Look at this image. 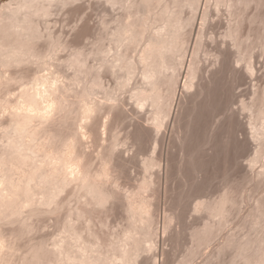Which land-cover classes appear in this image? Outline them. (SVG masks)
<instances>
[{"label":"bare ground","instance_id":"bare-ground-1","mask_svg":"<svg viewBox=\"0 0 264 264\" xmlns=\"http://www.w3.org/2000/svg\"><path fill=\"white\" fill-rule=\"evenodd\" d=\"M54 1L63 3L62 5L65 6L64 2L68 0H5L0 3L1 66L7 68L10 65L16 67L19 64V67H23V64L28 63L29 65L30 62L32 65L45 63L39 62L40 59L37 61L38 58L34 61L30 57L40 58L42 56L41 50L36 49L33 44L37 35L36 27L34 28L32 23L37 18L40 19L35 14H45V17L51 14L48 12V7L49 4L54 5ZM107 2L105 4L111 5L115 10L119 7L121 13L114 17L112 22L109 21L114 25L111 26L112 29H109L111 31L106 39L104 35V38L99 36L100 38L97 39L98 44L96 42L97 46L94 47L92 53L97 57L98 63L95 64L96 66L93 65L90 78L85 80L81 87L70 86L77 89L73 88V91H69L68 86H64L65 83L66 85L69 83L57 79L60 78L59 76L55 77L56 71H53L55 68L51 69L53 74H43L44 71L40 69L42 73L41 71L39 75L36 73L38 76L35 75L36 77L31 81L26 79L27 81H23L22 84L18 83L22 85V88L20 85L19 90L17 89L19 86H16L17 94H14L15 91L10 92L15 96L8 92L14 97V99H9L4 95L5 93L2 94V90H5L11 82L25 79L27 73L20 71L5 75L8 71H3V67V70L0 68V228L5 221L10 225L14 223L16 226L13 224L15 227L13 226V229L11 227V232L15 234L14 236L22 237L33 229L31 222H28L30 215H43V213L61 210V207L67 204L66 198L69 195L76 197L77 200L75 205H65L67 209L56 220L62 235L58 240H52V247L47 248L48 246L45 245L48 244L44 245V240L42 243L34 242L33 239V243L27 245L26 255H21L23 258L20 262L13 264H48L49 261H52L49 264H147L152 254H150L151 257H145L146 262L139 259V256L142 255V251L149 253L147 249L153 246L157 240L154 238L158 234L153 227L155 210L158 209L155 206L158 205L155 199L157 195L154 194L158 193L152 189V184L155 183V180L153 181L155 175L153 176L152 172L155 171H153L155 166L158 168L157 166L161 165L163 158L161 151L163 150L160 149L161 153L154 154L157 142H161L155 137L156 134L159 131L167 133L169 129V131H178L176 145L181 151L180 158H183L184 164L190 168L193 175L191 185L195 184L198 190L203 182L200 173L204 170L206 172L205 168L212 157L201 153L199 155L197 152L207 146L212 153L220 154L218 153L220 150H217L220 143L213 135L214 126L218 122L217 113L222 112L227 116L232 132H235L234 126L241 122L237 118L239 109L234 110L237 113L232 110L233 89H235L233 84H236V73L240 71L236 65L240 63L245 70L249 72L253 70L250 61L252 60L250 59L251 50L255 41L263 36L264 14L259 11V7L264 4V0H107ZM33 18L36 19L33 20ZM35 22L37 23L38 20ZM109 22L107 20V23ZM107 25L102 28H105L104 34L107 33V27H110V24ZM101 38L102 41H100ZM104 40L107 42L104 43ZM45 41L49 44L47 50H50L44 56L48 60L50 58L53 60L51 57L53 49L51 48L62 47L63 42L49 33L46 34ZM208 45L211 46L210 49L207 48ZM56 50H54L55 55ZM72 51L77 53L71 49V54H73ZM202 55L209 57H207L211 64L209 69L201 62ZM71 56L73 55L69 58ZM29 57L34 62L30 61ZM69 58L67 60L70 62H64L63 59L60 62L64 63H60L57 59L55 62L63 64V67L65 63L69 66L68 64L72 63L70 59L75 57ZM75 66L76 64L72 66L73 69ZM26 67H24L25 70ZM59 67L60 65L56 68L57 71L62 70ZM48 69L46 70L50 71ZM62 71L67 74L64 70ZM102 72L115 77L113 85L103 86L100 79L105 73L102 74ZM57 73L56 75H59ZM73 75L69 77L70 80L74 78ZM66 76L64 75L68 78V74ZM78 77L79 80L80 76ZM96 88H100L101 96L95 97L96 93L98 94ZM120 91L128 92L127 98L131 100L132 105L130 109L123 107V102L118 97ZM261 99L260 97L259 102L253 100L252 103H241L243 104L241 108L251 112L248 122L245 123L248 124L250 131L256 132V137H254H259V139L264 136V99ZM100 114H105L104 120L99 118L102 121L96 118ZM124 114L133 115V118L135 115V120L129 130L130 135L128 133L127 136L132 137L131 139L135 142L137 140V142H144V139L141 141L144 137H148L146 139L155 138V147L152 148L151 155L149 154L150 156L143 158L142 161L144 172L152 169L151 174L141 175L142 177L138 178L137 182L135 181L136 184L130 189L127 186L128 189L122 192L124 188L122 191L117 190L121 186L117 187L115 179L117 176L114 177L116 174L113 176L110 170L115 167L119 171L122 170L126 160L124 156L125 160L115 152L117 144H120L116 126ZM198 132L203 135H198ZM254 133L251 134L254 135ZM108 134L109 141L105 142ZM259 134L263 136L260 137ZM83 137H90L96 147L100 148L96 165H94L92 154L81 149L83 148L81 146ZM165 140H163L164 143ZM248 143H250L249 139ZM158 147H160L159 144ZM186 170L189 172V169ZM64 191L69 194L65 198L61 195ZM119 196L122 197L121 208L125 214L123 216L126 218V224L125 226L123 224L124 227L116 233L115 230L114 233L109 231L111 235L113 233L111 236L102 228H106L107 224L106 216L102 214L114 210V202L116 200L118 203L121 202L118 199ZM232 199V193L224 191L218 197L208 201H197L192 207L193 210H204L208 214L206 216L214 217L213 219L209 217L211 220H215L216 217L218 226H220L222 220H225L224 216H226L225 213ZM154 200L156 202H153ZM232 204L234 203L230 205ZM100 209H103V212ZM23 212L27 215L31 214L26 218ZM251 215L258 224H261L260 220H264L261 218L264 216V201L256 206ZM30 218L32 219V216ZM210 219L207 217L208 221L202 220L207 222H201L202 227L199 225L194 232L192 231L194 234L191 235L194 239L192 236L191 238L195 244L189 250L190 256L199 249V246L201 249V244L208 240L209 235L211 236L212 233L210 234L209 231L214 227H211L214 223L209 227ZM255 221L254 224H257ZM169 224L171 222L168 226ZM168 226L163 223V230H166ZM206 232L209 234L207 235ZM5 235L0 229V264H11L9 257L11 260V255L14 256L16 253L15 251L14 254L9 252L12 250L13 242L7 241ZM262 243L264 244L263 231L257 237L251 238L250 236L245 241L226 238L220 245L213 247L207 258L204 255V261L200 263L208 264L211 258L220 259L229 247L234 246L235 252L230 262H235L239 258L242 264H257L256 257L263 246ZM43 254L51 256V260L48 259L46 263L41 262L40 258ZM52 257H54V262ZM152 259L154 256L149 263Z\"/></svg>","mask_w":264,"mask_h":264},{"label":"rangeland","instance_id":"rangeland-1","mask_svg":"<svg viewBox=\"0 0 264 264\" xmlns=\"http://www.w3.org/2000/svg\"><path fill=\"white\" fill-rule=\"evenodd\" d=\"M2 1L4 2L5 0H1L0 3H3ZM68 1H67L68 3L64 2L66 4V5L64 4L65 6L62 5L63 3L60 4L57 1H56L57 3L54 1L53 2L54 5H52V4H49L50 6L48 5L49 7L52 6L51 8L48 7L49 10L51 9L50 11L48 10V12L51 13V14H49L50 16L46 15V17H45V14L44 15L43 14L42 15L35 14V15H38L40 19L33 18V20L34 19L38 20L37 23L35 22L36 20L33 21L34 23H32L34 28L36 27L35 33L37 35L35 37V39L33 40V44H34V47L36 49L39 48V50H41L42 56L40 58L39 57H33V56H30V57H32L33 60L34 59L36 60L38 58L37 61L40 59L39 62H45V63H40V64H38L39 66L35 65L34 63H33L34 65H32V63L30 62V61H32V59L30 60V57H29L30 61L27 60L28 62H30L29 65H28V63L23 64L24 66L23 67L21 66L22 69H21V67H19V64H17L16 67L10 65L11 67L7 66V68H4V66H1V64H0V66H1L0 68H2V67L4 68V70L2 68L3 71H8L5 73V75H7L10 72L13 73V72H20V71H22L23 73H27L25 79H23V80L19 79V80H16L14 82H11L12 85L10 84L9 86H7L5 88V90H2V94L5 93L4 95L7 96V98L14 99L13 96H15L14 94H17L16 93V91H18L17 89L20 90V85L23 83V81H25L26 79H29V81H31V79H34V77H36L40 74L39 73L41 71L40 69H42L44 71L43 74L52 73L53 71L54 72L56 71V73L61 71L62 73H60V74L63 78L60 76L59 73H57L59 75H56V73L54 75L56 78H57V76H59L60 78H57V79H62L63 80V81L61 80L62 82L65 83L67 81V83H69L68 85H66V83L64 85L62 82H59L60 80L58 81L59 83H62V85H64L65 87L68 86L67 88L69 89V91H73L74 89L81 87L82 84H84L83 82H85V80L90 78L91 72H92L94 66H96L98 63L97 57H95V54L92 53V52H94V47L97 46V44H98L97 39L100 38L99 36L102 37L103 35L105 36V39H106L107 34L109 33V31H111L109 29H112L111 26L114 25V24L112 25L110 23V22H112L111 20H114V17H116L118 14L121 13V12H119V11H121V9L118 6H115V7H118L115 10L114 7L107 4V3H109V2H107V0H73V1L68 0ZM105 2H107V3L105 4ZM107 7H109V9ZM105 8H106V10H105ZM111 9H114V10H111ZM259 11L264 14V4L261 7H259ZM41 18H43V19H41ZM103 19H104V21H103ZM42 20H43V22H42ZM107 20H108V22L109 21L110 22L107 23ZM49 22H50V24H49ZM104 22H105V24H103ZM107 24H110V27H107L108 28V30L106 29L107 33L105 32V34H104L105 28L104 29H102V28L106 27ZM36 25L37 26L39 25L40 27L39 26L37 27ZM51 31L53 32V35H52ZM77 32H79V33H77ZM40 33H41V35H43V34L44 35L41 36ZM48 33L52 37L54 36V38L56 37V39L58 38L61 42H63V43H61L62 47L58 46L57 47L58 49L54 48V47L51 48V46H50V48L53 49V54H51L52 52L48 53V54L52 55L51 57H53V60L49 57L50 55L48 56L50 58L49 60L47 59V57L44 56L46 54V52H49V50H50V49L47 50V47H49V44L46 42L47 39L45 41L46 34H48ZM76 34H77V36H76ZM104 36L102 38H104ZM39 37H41L40 38L41 41L38 39ZM42 37L44 39H42ZM102 38L100 39V41L103 40ZM43 40H44V43L42 44ZM96 42H97V44H96ZM103 42L106 43L107 40H104ZM39 44L43 47V50ZM44 45H46V46H44ZM253 45L254 46L251 50V52H252L251 57L252 58L250 57V59H252L250 61H251L252 66H253V70H252L253 72L252 71L249 72V71L245 70L244 68H242L240 63H238L236 65L238 68V71H239V69H240V71L238 73H236V78H237V79L235 78V80L237 81L236 84L235 83L233 84V88H235V89H233V92H234L233 96L234 97H232L233 98L232 101L234 103L233 102L232 103L234 105H233L232 110L234 112V110L239 109L238 113L236 111L234 113L238 114L237 118L240 119L239 121H241V122L237 126H234L235 132H232L233 133L232 137L234 136L232 139L234 141L231 140L230 145H226V146L223 145V147L225 149L222 148L221 147L222 145H220V144L217 146V147H219V148H217V150H220V151H218V153L220 152V154H217L218 160L216 159L217 155L214 154V152L212 153V150L209 151L210 149L207 146L206 147L208 150L206 149V147L205 148L203 147L204 149L202 148V150L197 152L199 155L207 154L210 157H212V159L214 160L213 161L211 158L209 159L210 162L207 165V167L205 168L207 173L205 172V170H204V172L200 173V177L203 179V182H201V185H200V187H201L200 189L197 190L195 184L191 185V182H192L191 180L193 179L192 178L193 175L190 172V168H188V166L184 164L183 158H180L181 157V154H180L181 151L178 150V147L176 145L177 144L176 143V135H177L176 133H178V131H169L170 130L169 129L167 131V133L165 131H159L160 133L158 132L156 134L155 137H157V139H159V141H161V142H157L160 147L157 148V146H158V144H157L154 154L156 155V152H158V153L162 152L163 158H162L161 165L157 166L158 168H156V166L153 168V171L154 170L156 171V169H161V170H157L156 172L155 171L152 172V169H151L150 171L152 173H154V174H152L153 176L155 175L153 181L155 180L154 182L156 183V184L155 183L152 184L153 185L152 189L158 193V194H154V195H157V198H155V199H157L158 205H155V206H156V208L158 207V209H156V210H158L159 212L155 210L156 216L155 215L154 216H155V219L157 218V220L154 219L153 227L156 229V232H158L157 235L159 237L157 235L155 236L156 238H154V239L155 240L157 239V240L155 241V243L153 244V246L151 248L147 249V250H149V253L147 250H146L147 252L142 251L143 253L141 252V254L144 256H142L140 254L141 256H139V259H143L145 261V257L146 256L149 257L150 254H152V257L150 256L151 258H153V256H154V259H152V262H151L152 264L153 263L154 264L155 263L156 264H202L200 262L204 259V255L207 258V255L208 256L210 255L209 253L212 251L213 247L220 245L224 241V239L231 238V239H234L237 241H245L250 236H251V238H253V236L257 237L258 235H260L262 233V231L264 232V223H262L264 220L261 219V218L264 219V216L259 218V219H261L260 220L261 222L260 221H258V222H260L261 224H258L254 220L255 218L251 215L252 212L256 209V206H258L259 203L264 201V136L261 135V136H263V137H261L259 134V136L261 138L260 139H259V137L255 138L256 132L254 133V131H250L248 124L245 123L246 121L248 122V120H249L248 118L250 117L251 112L248 111L247 109L241 108V106L243 105L241 103L248 104L249 102L252 103L253 100L256 102H259L260 97L262 98L261 100L264 99V97H262V96H264V32H263V36L260 39L256 40ZM74 46H75V49H73ZM207 48L210 49L211 46L208 45ZM59 49H61V50H59ZM71 49L77 53H74L72 51L73 54H71V52H70ZM54 50H56L55 53L57 52L56 55L54 54ZM79 51H80V53H79ZM74 54H75V56H74ZM76 54L78 56H76ZM70 55H73L71 57H75V58H72L74 62L72 61V59H70L71 57L69 58ZM43 56H44V58H43V60H41ZM64 57H66V59H64ZM77 57L80 61L78 59L76 60ZM207 57L208 56H206V55H202L201 58H203V59H201V62L204 64V66H206L207 69H209V66L211 64H209V59H208L209 57L208 58ZM68 58L72 62L70 64H73V65L76 64V66L74 67L75 69H73V67H72L73 65L70 66V64H68L69 66H66L65 64H67V63H65L64 67H63V64H60V63H64V62H70L69 60H67ZM55 59H57V61L59 60V62H60V60L61 61L64 60V62H60V63L58 62L59 63L58 64V63H56L57 61ZM46 60H48V62H46ZM34 61H32V62H34ZM37 61H36V63H39ZM76 61H78L79 63H77ZM23 63H25V62H23ZM20 64L22 65V63H20ZM56 64H58V65H56ZM25 65H27V67ZM59 65H60V67H63V68L59 67V69H62L65 72H67L68 78H65V77H67L66 76L67 74H64L62 70H58V71L56 70V68H58ZM24 67H26L28 70L26 69L27 70L26 71ZM43 67L46 69L49 68L48 70H50V71H47ZM53 68H55V70L51 71V69H53ZM45 70H46V73H45ZM74 72L76 74V75L74 74L75 76L73 75ZM36 73H38V75ZM41 73H42V71H41ZM103 73H105V74H103ZM63 74L65 75V77ZM102 74L103 75H101V77L102 76L103 77L100 79V82L103 84V86L108 87L110 85H113L112 83H114L115 77L110 75L109 73H106V72H102ZM32 75H34V76H32ZM72 75L74 78H71L72 80H70L69 77H72ZM78 76H80L79 80L77 79ZM228 77L229 76H227L226 78H228ZM222 78H225V77L222 76ZM64 79H66V80L64 81ZM224 80H225V82H227L226 79H224ZM228 80H229V78H228ZM222 81H223V79H222ZM18 83H21V84L18 85ZM70 83H71V85H70ZM74 85L77 88L76 87H73L74 89L71 88ZM16 86L17 87L19 86V87L17 88ZM15 88H17V89H15ZM21 88H22V85H21ZM96 89L98 91V94L96 93L95 97L97 95L101 96L100 88H96ZM12 91H13V93L15 91V93L11 94L10 92H12ZM8 92L13 96H11ZM6 93H7V95H6ZM127 96H128L127 91L126 92L125 91L118 92V97H120V99L122 100L123 107L125 109H130V107L132 106L131 100L129 98H127ZM11 97H13V98H11ZM218 113L221 116H223L222 112H221L222 114L220 112H218ZM104 115L103 114H100L99 116L97 115L96 118L97 119L100 118V119L104 120L105 119ZM126 116L127 115L124 114V116L121 117V119H123V120L120 119V121L117 122L119 124L116 123L117 126L115 124L116 130H118V131H116L117 136L119 138L118 142L120 143V144H117V147L115 148V152L118 156L120 155V157L123 160H125V158H126V160L124 161V165L122 167L123 168L122 170L119 171L117 167L111 168V170H110L112 172L111 174L113 176L116 174L114 177L117 176L115 178L117 181V187L121 186L120 188L116 187L117 190L121 189V191H122V189L124 188L122 192H125V190H127L128 187L130 189L134 184H136V182H137L136 180H138V178H141L142 177L141 175L144 176V175H146V173H147V175L151 174L150 171L144 172V170L142 169L143 168V166H142L143 162L142 161H143V158L151 155V152L153 151V149L155 147L154 146L155 145V141H154L155 138L146 139L148 137H146V138L144 137L141 139V141L144 139V142L139 141L140 142V144H139V142H137L138 140L135 142V141H133L134 139H131L132 137L127 136L128 133L130 135L129 130L131 129L130 127H132V124L135 120V115H134V118H133V115L127 116V117ZM216 119L219 120L217 115H216ZM102 120H100V121H102ZM240 125H243V126H240ZM235 127H236V129H235ZM246 131L248 134L246 133ZM205 132L209 133V131H205ZM163 133H166L165 135L167 137ZM202 133H204V132L202 131ZM202 133L198 132V135H203ZM251 133H254V135ZM119 135H120V137H119ZM246 135L247 136L249 135L248 136L249 138ZM252 135H253V137H252ZM162 137H164L163 140L166 139L165 143L162 140ZM198 137H201V136H198ZM245 137H246V139H245ZM247 138L249 139V142H250L248 144H247V142H248ZM235 139H236V141H235ZM125 140L127 143L125 142ZM130 140H132L134 143ZM108 141H109V134L106 135L105 142H108ZM123 142H124V144H122ZM130 142H131V144H130ZM162 142H163L164 146H163V144H160ZM232 143H234V145ZM235 143H237V144H235ZM239 143H240V145H239ZM136 144H137V146H136ZM81 146L83 147L81 149H83L85 152L92 154V156L94 158V165H96L98 162L97 155H98L100 148L96 147V145L91 141L90 137L89 138L83 137ZM160 149L163 151H161ZM227 149H228V151H226ZM141 150H143V151H141ZM148 150H151V151H148ZM221 150H222V152H221ZM140 152H142V153H140ZM143 152L146 154V156ZM223 152H224V154H223ZM133 153H134V155H133ZM213 154L216 157L213 156ZM123 156L125 158H123ZM196 156H197V154H196ZM219 157H221V158L219 159ZM215 159H216V161H215ZM179 165L181 166V168ZM185 166H187V168ZM186 169H189L190 173ZM184 170H186V172H184ZM159 174H160V176H159ZM179 174H181V175L179 176ZM153 176H150V177H153ZM181 179H183V180H181ZM121 191H119V192H121ZM224 191H230L232 193L233 199L230 201V204L231 203H234V204H232V206L229 204V207L227 204V207H228L227 210L228 211H227V213H225L226 214V216H224L225 220H222V222L220 223V226H218L219 223H217L218 221H217L216 217H215V220H211L214 217L212 218V217H210V215L206 216L207 213H205L204 210H202V211L201 210H193L192 206L195 205L194 204L195 202L201 201V200L208 201L210 199L216 198L220 194H222ZM156 192H154V193H156ZM64 193H65V191L62 192V194H61L62 197L64 196L63 198H65V197H67V195H69L67 192L65 193L66 195ZM61 195H60V198L63 199L61 197ZM35 197H36V195H35ZM73 197H71V195H69V197L66 198V202H67L68 206L76 204V201H77L75 199L76 197L75 198H73ZM118 199H120L121 202H120V200H119L120 203H118L117 200H116L117 203L114 202L115 206H114V210H111L112 212L107 211L105 214V212H103V209H100L104 213L102 215L106 216L105 221L107 220L106 223L108 224V225L106 224V226H105L106 228H104V227H102V228H103V230L105 229L107 231V232L106 231L105 232L108 233L109 235H111V233L109 231H112L114 233V230H115V233H116L120 228H123L126 224V218H125V216H123L125 214L121 208L122 197L119 196ZM153 202H156V201L154 200ZM67 204H65V205H67ZM64 206L61 207V210L60 209L56 210V212L51 211L50 213L48 212L47 214L43 213V215L38 214L39 216L36 214L30 215L31 213H28V215H27L26 212H28V210H26L27 209L26 208L25 209L26 212H23L24 213L23 216H25L27 218V216L30 215L28 217L29 218L28 222H31V226H33L32 228L34 230L31 229L29 231L30 233L27 232L26 234H24V236L22 235V237L21 236H19V237L14 236L15 234H13L11 232V227L13 229V226L15 225L14 223H12L11 225L9 222L7 223L6 221H5V223L4 222L2 223L0 229H2V232L4 235L6 234L5 236L7 238V241L8 240L11 241L10 243L13 242L11 245L12 250L10 249L11 251H9V252H13L12 254H14V251H15V253H16V254H14V256L11 255V253L9 254V255H11V260L9 257V261H11V264L17 263L18 261L20 262V259L23 258L22 256L24 254L26 255V253L28 251L27 245L32 244L33 239H34V242L39 241L42 243L44 240L46 243L44 242L43 244L44 245L48 244V245H45V246H48L47 248L52 247V245H53L51 243L52 240L53 239L58 240L62 235V232L60 230L61 228L59 229L60 226H59V224L56 223V220H58L64 214L65 210L67 209L66 208L67 206L66 207H64ZM190 206L192 207V209ZM119 208H121V209H119ZM100 210H99V212H101ZM203 211H204V213H203ZM174 213H175V215H174ZM173 215L176 218L172 217ZM31 216H32V219L30 218ZM158 216H160V217H158ZM205 217H206V219H205ZM207 217H208V219L211 218L210 220L212 222V223L211 222L209 223V227L211 224L214 223V225L211 226V227H213V226L214 227L211 228L209 231V233L210 232L212 233V234L210 233L211 236L209 235V238H208L209 241L207 240L206 241L207 243L204 242L203 244H201V249L199 246V249H197V251L194 252V254L192 256H190L189 250H191V246L193 247L195 244V241L193 240L194 236H192L191 234L194 232V230L196 229L197 226H199V225L201 226L203 223L208 221ZM202 220H207V221H202ZM169 221L171 222V224H169L170 226H168V223H170ZM254 221L258 225L254 224ZM96 222H97V220H96ZM201 222H203V223H201ZM163 223L168 226V228L167 227L165 228L166 230H163ZM3 224H5V225H3ZM123 224H124V226H123ZM197 229H199V228H197ZM208 230H209V228H208ZM212 230H214L215 232H213ZM5 231H7V232H5ZM258 231L261 233L258 234L259 233ZM175 232H177V233H175ZM113 233H112V235H113ZM206 234H207V232H206ZM191 236L193 239L191 238ZM191 239L194 242L193 245H192ZM28 240H29V242H28ZM49 245H51V246H49ZM262 245L263 246L258 251V254L256 257L257 264H264V244L262 243ZM13 246H14V248H13ZM154 247L156 248L157 251L155 250ZM188 247L190 249H188ZM151 251H153V252L151 253ZM154 251H156V252H154ZM234 252H235V247L231 246L221 255L220 259L211 258V260L208 264H242V260L241 259L239 260V258H237V260L235 262H232V261L230 262L232 256L234 255ZM144 253H146V254H144ZM196 253H198V254H196ZM183 256H187V257L185 258ZM189 257H191V258L189 259ZM151 258L148 259L149 262H150ZM48 259L51 260V256H49L48 254L47 255L43 254V257L40 258V261L43 263L44 262L46 263V262H48ZM53 259H54V257H52V260ZM12 261H14V262H12ZM49 262H52V261H49ZM49 262H48V264H49ZM53 262H54V260H53ZM149 262H147V264H151Z\"/></svg>","mask_w":264,"mask_h":264},{"label":"snow or ice","instance_id":"snow-or-ice-1","mask_svg":"<svg viewBox=\"0 0 264 264\" xmlns=\"http://www.w3.org/2000/svg\"><path fill=\"white\" fill-rule=\"evenodd\" d=\"M217 116L219 117V120L214 126L215 131L213 135L222 146L230 145L232 140V131L228 125V118L226 115L221 116L219 113Z\"/></svg>","mask_w":264,"mask_h":264}]
</instances>
